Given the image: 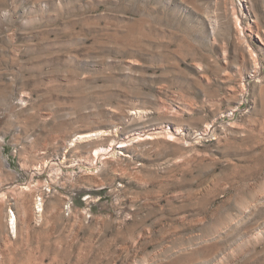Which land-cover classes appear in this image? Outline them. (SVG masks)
<instances>
[{"label": "rangeland", "instance_id": "rangeland-1", "mask_svg": "<svg viewBox=\"0 0 264 264\" xmlns=\"http://www.w3.org/2000/svg\"><path fill=\"white\" fill-rule=\"evenodd\" d=\"M0 264H264V0H0Z\"/></svg>", "mask_w": 264, "mask_h": 264}, {"label": "bare ground", "instance_id": "bare-ground-1", "mask_svg": "<svg viewBox=\"0 0 264 264\" xmlns=\"http://www.w3.org/2000/svg\"><path fill=\"white\" fill-rule=\"evenodd\" d=\"M239 7H242L241 4H239ZM242 9L245 10V8H241L240 9V15L243 14ZM130 114L133 115V116H135V115L145 114V112L144 111H141V110H137V111L135 110V111H130ZM155 129L152 128V130H155ZM109 132L110 131H108V130H93V131H89V132H86V133L76 134L71 140H69L68 146L74 148V146L77 145V144L87 143V142H92V144H93L94 143L93 141H98V140H100V141L101 140H107V141L110 140L112 142V140L110 139V137L112 136V134L109 133ZM142 132L143 131H140V129L135 130L133 133H131V136L135 138V136L140 135V133H142ZM164 132H167L169 135L171 134V131H169L168 129H166V131H164ZM205 134H208V133H205ZM172 135L182 136L183 138L185 137V134L183 133V131H180V129L179 130H177V129L174 130V132L172 133ZM129 136H126V137L123 138V140L122 139L121 140L122 141H125V140L128 141ZM202 136H204V134ZM148 139H150V137ZM117 144H119V143H117ZM121 144L122 145H120L118 147H121V148L125 147L124 142L121 143ZM108 146H111V144L109 143ZM108 153H110V150H107V148H104V147H94L93 146V148L91 149V155H92V157H94L95 161L98 160V159H100V156L105 155V154L107 155ZM5 164L8 167V164L6 162H5ZM44 167H48L47 164ZM21 188L25 190V189H27V186L22 185ZM36 205H37L36 206L37 212L38 213L41 212L42 211L40 209L41 202L37 203ZM8 212L9 213H7V217H6L7 229H8V231H11V233L13 234L15 232V228H16V225H15L16 218H15V215H14V213L12 211L8 210Z\"/></svg>", "mask_w": 264, "mask_h": 264}, {"label": "built area", "instance_id": "built-area-1", "mask_svg": "<svg viewBox=\"0 0 264 264\" xmlns=\"http://www.w3.org/2000/svg\"><path fill=\"white\" fill-rule=\"evenodd\" d=\"M49 192V190H47ZM42 202V196L37 199V203Z\"/></svg>", "mask_w": 264, "mask_h": 264}]
</instances>
